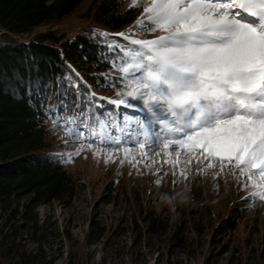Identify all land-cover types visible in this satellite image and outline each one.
I'll use <instances>...</instances> for the list:
<instances>
[{
	"label": "snow or ice",
	"instance_id": "obj_1",
	"mask_svg": "<svg viewBox=\"0 0 264 264\" xmlns=\"http://www.w3.org/2000/svg\"><path fill=\"white\" fill-rule=\"evenodd\" d=\"M129 7H142V12L124 32L111 34L126 43L109 42L110 34L104 31L93 33L105 38L108 51L115 53L112 67L121 74L124 86L116 92L119 99L97 97L82 77L77 81L72 74L79 77V73L61 52L70 72L56 78L57 85H63L57 93L58 108L68 116H57L52 106L46 115L54 125L61 119L75 124L67 128L66 135L87 140L90 150L96 146L118 152L123 145L127 158L131 147H139L142 160L148 161L146 167L161 152L178 157L191 154L198 163L207 160L206 168L218 164L220 173L230 172L238 182L244 181L245 188L251 182L256 190L250 197L264 200V0H131ZM157 32L160 35L154 39L136 38V33ZM20 63L24 72L13 68L11 76L0 67V93L19 97L24 88L31 105L52 82L39 75L35 57L25 55ZM101 75L109 80L111 72ZM114 85L115 81L109 84ZM81 93L94 108L103 107L97 100L108 99L117 107L139 110L143 115L135 117V122L140 131L105 138L104 129L116 128L114 122H100V132L85 120L76 124L84 114ZM129 99L137 103L131 104ZM73 104L76 117L71 115ZM128 122L126 117L124 123ZM82 149L83 145L68 155H78ZM164 163L172 165L176 175L175 169L183 161L165 159ZM180 174L187 179L184 171Z\"/></svg>",
	"mask_w": 264,
	"mask_h": 264
},
{
	"label": "rangeland",
	"instance_id": "obj_2",
	"mask_svg": "<svg viewBox=\"0 0 264 264\" xmlns=\"http://www.w3.org/2000/svg\"><path fill=\"white\" fill-rule=\"evenodd\" d=\"M90 2L85 0L65 17L63 26L96 25L84 16ZM130 2L126 0L125 6ZM157 35L160 33H136V38L154 39ZM119 83L116 91L124 90L121 79ZM115 109L121 114V108ZM132 111L125 130L116 124L113 136L140 131L135 117L143 114L137 109ZM51 134L53 141L68 154L83 145L78 155H68L67 169L77 180L75 196L37 209L48 221L44 249L54 264H69L71 253L73 259L83 254V264H133L131 255L137 264H264V200L249 196L256 190L251 182L245 188L244 181L238 182L230 172L220 173L218 164L206 168L208 161L202 156L203 163H198L191 154L178 157L176 153L161 152L159 157L153 155V162L146 167L148 161L142 160L139 147H131L126 158L123 145L118 152L96 146L90 150L87 140L67 136L64 127L54 128ZM97 152L99 155L94 154ZM165 159L183 161L175 169L176 175L172 174V165L164 163ZM139 160L142 162L137 163ZM181 171L187 174V179ZM165 195L176 197L174 211L163 200ZM146 210L153 211V236H147L145 218L138 215ZM238 211L244 214L241 222L217 231L227 214ZM92 230L110 235L107 246H85V235ZM143 233L146 239L140 240ZM178 239L181 241L177 242ZM23 244L28 251L38 248L30 240Z\"/></svg>",
	"mask_w": 264,
	"mask_h": 264
},
{
	"label": "trees",
	"instance_id": "obj_3",
	"mask_svg": "<svg viewBox=\"0 0 264 264\" xmlns=\"http://www.w3.org/2000/svg\"><path fill=\"white\" fill-rule=\"evenodd\" d=\"M84 1L0 0V67L8 76L12 75L13 68L23 73L20 61L25 55H30L38 62L39 75L45 82H52L50 89H42L41 95L35 96L31 105L24 88L20 89L19 97L0 93V264H54L44 249L48 240V221L37 209L56 201L65 202L76 194L77 180L67 169L68 153L53 141L51 134L54 128L67 130L76 125L65 123L64 119L54 125L52 118L46 115V109L52 106L57 116H68L67 111L58 108L60 98L57 96L63 85L58 86L56 78L70 72L64 60L79 73V77L73 73L74 78L79 81L82 77L87 85L92 86L97 97L119 99L115 88L120 86L121 74L111 63L115 53L108 51L105 38L93 33L94 30L104 31L110 34L106 38L109 42L126 43L121 37L111 34L128 29L142 10L125 6L126 0H91L84 16L99 27L90 24L81 28L63 26L65 17ZM105 56L108 60L104 59ZM116 64L119 65L120 61L116 60ZM109 72L111 76L105 80L101 73ZM113 81L115 85L109 86ZM80 87L87 91L84 83ZM64 99L67 103V97ZM72 99L75 100V96ZM81 99L84 114L76 124L85 120L97 132L101 131L100 122H114L125 130L124 120L135 110L120 105L121 114H118L117 105L109 103L108 99L97 100L102 108L92 107L83 93ZM129 103L134 104L130 100ZM73 109L71 115L76 117L78 110L75 104ZM114 130L106 128L103 135L105 138L113 136ZM84 131L88 135L89 129ZM141 212L138 215L145 218L147 236H153V211ZM243 218L242 211L227 214L217 231L235 227ZM144 234L139 235L140 240L146 239ZM28 240L36 243L38 248L25 250L23 242ZM109 240L110 235L102 230L89 231L84 238L87 247L94 244L107 246ZM130 257L132 263L137 264L134 256ZM69 260V264H83L85 258L80 254L73 259L71 253Z\"/></svg>",
	"mask_w": 264,
	"mask_h": 264
},
{
	"label": "clouds",
	"instance_id": "obj_4",
	"mask_svg": "<svg viewBox=\"0 0 264 264\" xmlns=\"http://www.w3.org/2000/svg\"><path fill=\"white\" fill-rule=\"evenodd\" d=\"M184 199H187V197H184ZM163 200L165 202H167L169 205L172 206V209L173 211L175 210V206H176V197L175 196H168V195H165L163 197Z\"/></svg>",
	"mask_w": 264,
	"mask_h": 264
}]
</instances>
